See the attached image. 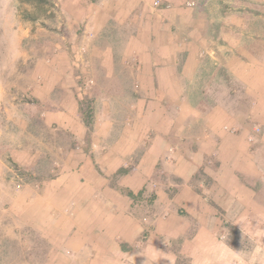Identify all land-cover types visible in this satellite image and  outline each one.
Wrapping results in <instances>:
<instances>
[{
	"label": "rangeland",
	"instance_id": "1",
	"mask_svg": "<svg viewBox=\"0 0 264 264\" xmlns=\"http://www.w3.org/2000/svg\"><path fill=\"white\" fill-rule=\"evenodd\" d=\"M101 1L114 0H0V264H52L47 261L49 241L37 223H57L59 212L70 222L76 205L80 222L88 218L90 206L100 215L109 197L97 191L96 181L93 193L88 190L95 176L131 201L138 210L135 218L182 209L174 197L184 182L168 154L151 168L135 198L119 186L143 161L153 126L166 125L158 116H143L138 103L146 105V99H161L171 127L191 141L187 153L195 152L206 122L221 123L227 113L226 131L239 138L229 137L221 154L216 150L203 157L189 183L195 191L208 190L211 172L228 161L238 176L264 178V85L257 78L264 76L263 67L252 71L229 65L234 47L249 43L248 31L263 29L261 2L133 0L146 5L142 21L99 27L88 6ZM145 51H157L158 57L172 51L176 85L156 86L138 77L142 72L135 66L147 58ZM174 90L179 98L173 97ZM137 136L135 145L124 142L130 149L118 167L109 153L116 148L122 155L121 142ZM142 165L145 175L149 163ZM59 178L61 185L55 186ZM254 188L264 202V182H254ZM224 228L219 237L237 256L231 264H264V239L263 261L253 258L262 227L253 231L256 239L232 223ZM167 242L178 250L180 239ZM176 264L189 263L178 255Z\"/></svg>",
	"mask_w": 264,
	"mask_h": 264
},
{
	"label": "crops",
	"instance_id": "2",
	"mask_svg": "<svg viewBox=\"0 0 264 264\" xmlns=\"http://www.w3.org/2000/svg\"><path fill=\"white\" fill-rule=\"evenodd\" d=\"M259 2H261L263 10L264 24V0H259ZM144 6L146 5L140 1L114 0L106 3L101 1L98 5L88 7L90 19L94 24L97 21L101 22L99 27H102L108 23L117 25L124 21H142L144 14L141 12H144L142 11ZM247 41L249 42L247 45L244 43L239 48L234 47L235 52H231L229 58L230 68H251L254 71L255 67L262 65L261 72L264 74V27L260 33L248 31ZM157 53V51L144 52V56L147 58H141V60L143 59L141 64H135V67H138L137 70L140 68L142 72L138 77L141 80L145 78L148 84L156 86L176 85L175 69L177 68L175 62L172 61V51H167L165 57H158ZM150 54H154V56L150 57ZM241 54L246 56L241 57ZM190 57L188 55L187 60ZM263 77H257L262 85H264ZM136 83L133 81V84ZM253 94L257 96V93L253 92ZM173 97H180L176 90H174ZM145 101L146 105L138 103L143 116H152V118L158 116L159 119H165L166 125L161 129L153 126L151 141L144 158H141L143 161L137 165L132 174L121 178L119 186L123 189L126 188L135 198L137 192L151 177V168L157 161L166 159L168 154V163L173 162L172 170L181 176V181L184 182L179 188V193L174 197L176 204L182 209L175 212L167 211L165 215L153 219L150 217L135 218L133 214L138 210L135 211V208H131L129 199H125L112 187H108L105 184V178L102 181L99 176H95V179L91 176L92 181H88L86 186L93 193V182L96 181L97 191L105 199L109 197L105 202L106 210H103L100 205L99 215L94 211L95 205L90 206L91 211L88 212V218L86 221L80 222L77 215L82 212L76 205L71 206L76 217L74 220V217H70V222H67V217L61 219V212H59V222L56 221L57 223L54 222L50 225L37 223L38 229L45 234L49 241L47 261L52 264H59L55 260H65L66 263L81 262L82 264H176L178 255L185 256L189 264H231L237 260V256L232 247L219 237L225 229L224 226L232 223L238 229L249 230V237L254 235V239H256V235L253 231L256 230V227L264 229V202L259 201L257 190L254 188V182L261 180L264 182L263 175L238 176V169L233 167L234 163L228 161V163L220 165L216 173L211 172V184L208 190L197 192L189 184L197 165L203 164L205 155L216 150L221 154L220 150L229 144V137L231 139L239 138L238 134L233 132L229 134L226 131L225 121L229 118L227 113L221 123L219 119L218 122H206L207 128L198 138L195 152L187 153L185 150L189 148L191 141L185 135H181L179 129L171 127L172 125L166 119L165 107L160 103L161 99L158 98L156 101L150 98ZM140 136L133 139L126 138V141L121 142L124 146V148L121 146L122 155L116 154L114 151L116 148L109 153L116 156V160L118 159V167L124 163V160H121L130 149L124 142L135 145L134 142L139 141ZM121 137L117 139L116 143L121 140ZM175 143L176 145H174ZM117 150L120 151V148ZM170 150V154L167 153ZM147 162L149 170L147 168L143 175L142 164ZM180 166H182V173H179ZM55 182V186L61 185V178ZM201 192H208L207 197ZM209 192L211 193L209 194ZM95 230L100 232L96 234ZM257 237L259 241L255 242L253 258L255 257L254 262H262L263 260L259 258L262 256L260 246L264 239V232L260 236L258 233ZM168 239L171 241L180 239L178 250L167 247ZM95 240L99 242L94 243ZM58 247H65L66 250L58 251Z\"/></svg>",
	"mask_w": 264,
	"mask_h": 264
},
{
	"label": "trees",
	"instance_id": "3",
	"mask_svg": "<svg viewBox=\"0 0 264 264\" xmlns=\"http://www.w3.org/2000/svg\"><path fill=\"white\" fill-rule=\"evenodd\" d=\"M119 172H124V171H122V169H120ZM127 194L130 195V196H132L131 193H129V192H127Z\"/></svg>",
	"mask_w": 264,
	"mask_h": 264
}]
</instances>
